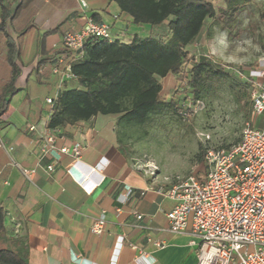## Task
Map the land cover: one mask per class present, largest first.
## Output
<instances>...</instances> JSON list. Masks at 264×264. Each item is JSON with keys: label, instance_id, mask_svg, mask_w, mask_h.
<instances>
[{"label": "crops", "instance_id": "0c3cea01", "mask_svg": "<svg viewBox=\"0 0 264 264\" xmlns=\"http://www.w3.org/2000/svg\"><path fill=\"white\" fill-rule=\"evenodd\" d=\"M86 1L83 12L76 0H0V98L8 104L0 116V142L12 148L8 154L0 149V205L5 212L0 249L19 254L24 264H196L190 237L167 232L165 214L173 202L157 192L173 183L142 172L121 152L117 117L97 116L63 129L46 128L50 106L45 99L54 96L60 81L51 74V65L58 58L68 64L62 48L66 32L79 30L89 18L124 42L168 34L164 25H134L109 0ZM260 82L264 87V77ZM161 83V96L168 100L175 78L168 75ZM9 88L14 89L11 94ZM241 104L244 122L251 99ZM253 126L264 130V110ZM48 136L57 148L79 144V164L73 166L67 156L55 160L43 153ZM10 160L34 169L32 182ZM125 187L132 190L129 196ZM101 212L105 231L94 235L90 226ZM153 239L163 247L153 246Z\"/></svg>", "mask_w": 264, "mask_h": 264}, {"label": "trees", "instance_id": "16d2710c", "mask_svg": "<svg viewBox=\"0 0 264 264\" xmlns=\"http://www.w3.org/2000/svg\"><path fill=\"white\" fill-rule=\"evenodd\" d=\"M109 1L134 25H166L168 34L161 39L134 37L128 42L88 39L81 58L73 59L66 55L65 60L74 78L62 83V89L50 109L47 129H63L97 116L117 117L118 127L121 124L142 127L152 117L168 113L185 121L189 113L187 104L214 93L226 80L237 81L235 84L242 87L236 94L238 103L243 99L250 100L251 84L240 81L226 70L228 65L217 63L207 55H199L195 59L189 54L192 47L204 40L209 21L217 16L212 5L214 0ZM220 1L224 6L221 25L230 32L237 21L241 0ZM9 52L16 55L13 49ZM64 54L67 53L64 51ZM12 67L15 75L16 68ZM168 75L174 76L179 87L167 100L161 96V81ZM7 107V102L0 98V116ZM250 117L251 109L245 121ZM204 153L205 148L199 146L201 169ZM4 218L5 212L0 205V238L5 234ZM24 263L19 254L0 249V264Z\"/></svg>", "mask_w": 264, "mask_h": 264}, {"label": "built area", "instance_id": "2783aa9c", "mask_svg": "<svg viewBox=\"0 0 264 264\" xmlns=\"http://www.w3.org/2000/svg\"><path fill=\"white\" fill-rule=\"evenodd\" d=\"M76 2L81 11L87 10L86 0ZM93 38L115 40L107 26L88 18L79 30L63 35L62 48L70 58L78 59L83 56L85 42ZM225 68L240 81L251 84V117L244 122L238 142L227 149L211 147L207 145L210 137L200 135L205 148L202 169L177 179L169 188L157 193L173 202L172 209L165 214L167 232L190 237L189 244L196 249V264H264V130L253 126L254 118L264 110V87L260 82L264 77V63L246 71L230 66ZM51 74L59 76L60 81L54 96L45 99L50 109L62 83L74 78L70 66L64 65L61 58L51 65ZM191 104H187L188 112L192 110ZM0 149L7 154L12 150L1 142ZM42 152L55 160L67 156L76 166L82 148L79 144L57 148L52 136H48ZM10 164L26 181L32 182L34 169L23 168L12 160ZM46 169L51 171L52 167ZM95 187L93 185L87 191L91 193ZM83 188L86 189V185ZM125 191L129 196L132 190L125 187ZM135 218L140 220L141 216ZM105 226L104 212H101L92 220L90 232L101 235ZM150 242L156 248L163 247L156 239ZM131 248L137 250L135 246ZM138 251L142 256L143 253Z\"/></svg>", "mask_w": 264, "mask_h": 264}, {"label": "rangeland", "instance_id": "374dc122", "mask_svg": "<svg viewBox=\"0 0 264 264\" xmlns=\"http://www.w3.org/2000/svg\"><path fill=\"white\" fill-rule=\"evenodd\" d=\"M212 5L217 16L209 21L204 40L189 54L207 55L217 63L243 71L264 63V0H241L230 32L221 25L222 2L214 0ZM235 83L222 81L214 93L193 102L185 121L168 113L152 117L142 127L121 124L117 131L121 152L132 157L142 172L155 174L168 183L200 171L199 146L204 147L200 135L210 137L207 145L211 147L233 145L239 138L244 124L240 121L243 105L236 101V94L242 87ZM13 90L9 88L7 94Z\"/></svg>", "mask_w": 264, "mask_h": 264}]
</instances>
